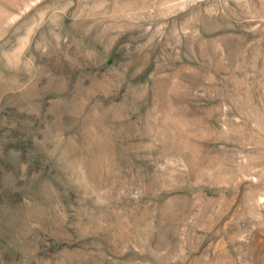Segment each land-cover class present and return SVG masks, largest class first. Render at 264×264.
Segmentation results:
<instances>
[{"label": "rangeland", "instance_id": "obj_1", "mask_svg": "<svg viewBox=\"0 0 264 264\" xmlns=\"http://www.w3.org/2000/svg\"><path fill=\"white\" fill-rule=\"evenodd\" d=\"M0 264H264V0H0Z\"/></svg>", "mask_w": 264, "mask_h": 264}]
</instances>
